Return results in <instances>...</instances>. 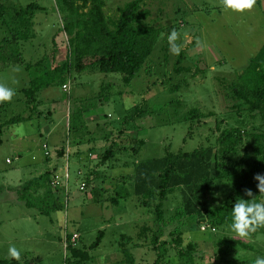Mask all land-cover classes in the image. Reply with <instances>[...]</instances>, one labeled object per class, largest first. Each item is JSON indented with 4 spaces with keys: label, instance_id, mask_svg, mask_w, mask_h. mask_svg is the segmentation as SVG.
Returning a JSON list of instances; mask_svg holds the SVG:
<instances>
[{
    "label": "rangeland",
    "instance_id": "374dc122",
    "mask_svg": "<svg viewBox=\"0 0 264 264\" xmlns=\"http://www.w3.org/2000/svg\"><path fill=\"white\" fill-rule=\"evenodd\" d=\"M104 1L106 15L117 18L118 8L131 0ZM30 2H38L45 8L34 18L36 38L22 43V63L0 62V82L15 89L11 101L0 103V127L4 129L0 134V260L11 259L7 249L15 244L22 252L19 264H67L69 251L64 242L67 233L78 235L77 241H72L76 246L88 248L104 231L101 244L91 251L89 264H127L123 254L126 248L135 255L136 264H154L157 259L152 244L154 233H161L162 240L172 241L171 232L176 228L183 231L182 246L193 242L196 250L192 259L182 258L169 246L163 258L166 260L160 264H254L257 256H264V230L240 237L231 231L230 224L213 229L211 223L198 215L182 222H168L184 204L181 189L163 201L166 225L154 211L158 198L153 199L150 208L142 207L134 195L133 180L127 182L126 188L131 192L127 200L119 206L111 201L115 189H120L116 186L119 181L115 180L134 176L140 162L164 157L168 152H191L207 144L215 148L216 138L227 127L245 130L238 153L229 156L227 163L245 165L246 154L254 157L255 138L250 132L264 133L262 120L244 108L234 110L236 101L228 96L222 84L228 85L242 73L262 48L264 3L256 0L251 10L238 13L224 9L222 0H147L142 7L151 11L148 22L158 27L161 35L144 69L130 85L118 73H75L68 80L70 90L53 85L38 93V98L47 102L40 106L43 114L36 111L30 120L8 123L15 116L31 113L23 89L43 71L62 64L69 54L68 35L62 29V14L56 0H0L10 7L5 12L8 20L13 8ZM173 27L180 34L177 43H183L179 55L170 51L167 40ZM7 35L8 29L0 19V42ZM177 67L182 68L181 72L176 71ZM101 91L104 94L100 96ZM53 100L57 105L51 104ZM139 103H146L148 109L156 112L136 122L140 135L135 138L134 124H125L123 119ZM50 107L55 109L48 117ZM77 107L88 108L92 117L87 128L70 132V113ZM195 108L208 116L187 121L186 115ZM109 136L110 142L120 140L125 148L109 161L99 163L100 146L106 144L103 137ZM80 137L85 159L58 161V174L68 190V195L63 192L59 208L47 215L27 207L17 197L19 187L49 166H55L57 150L66 144L74 146L73 142ZM138 139L145 142L135 153L131 147H137ZM91 148L95 150L93 157L88 153ZM47 152L52 162L46 161ZM89 158L95 165H89ZM90 166H96L99 176L82 190ZM212 173L216 175L215 168ZM253 194L261 195L259 190ZM208 198L213 208L232 198L251 197L246 190L241 195L235 194L228 180L214 178ZM233 237L249 247L237 245L233 250H219L220 240Z\"/></svg>",
    "mask_w": 264,
    "mask_h": 264
},
{
    "label": "trees",
    "instance_id": "16d2710c",
    "mask_svg": "<svg viewBox=\"0 0 264 264\" xmlns=\"http://www.w3.org/2000/svg\"><path fill=\"white\" fill-rule=\"evenodd\" d=\"M145 1L147 0L127 2L118 8L117 18H112L105 13L104 0H56L62 14V29L68 35V57L62 64L51 66L43 71L31 81L28 88L23 89L31 113L28 116H15L8 123L30 120L36 111L40 115L43 114L39 109L44 102L38 98V93L53 85L63 87L75 73L89 71L118 73L122 75L124 83L130 85L132 79L144 69L161 35V30L148 22L151 11L142 7ZM9 9V6L0 3V19L10 34L0 42V62L20 64L23 61L21 45L23 42L36 38L34 18L38 11L45 10V8L38 2H30L26 6L13 8L12 12H9L10 19L8 20L5 12ZM181 70V67L176 68L177 72ZM222 85L226 87L228 96L236 101L232 106L234 110L244 108L252 116L260 117L264 126V44L242 73L238 74L228 85ZM108 86L111 87L110 89L113 88L110 84ZM103 94L101 91L100 96ZM146 106V103L134 105L123 119L125 124H134L137 131L135 138L140 135L136 122L156 112ZM87 111H89L88 108L77 107L74 112L70 113V132L87 128L85 120ZM51 114L49 110L48 115ZM207 116L206 113L195 108L190 110L185 119L192 121ZM3 131L4 129L0 127V134ZM244 133L245 130L240 127H227L216 138L218 145L215 148L207 144L191 152H168L164 157L140 162L136 166L134 176H122L115 180L119 181L116 186H120V189H115L112 204L119 206L122 199L127 200L131 196L126 186L128 181L133 180L134 195L137 196L142 207L150 208L153 199L158 198L159 203L154 211L157 219L164 225L168 223L165 219L163 201L177 189L182 191L184 204L176 209L168 222H182L186 218L198 215L203 221L211 223L214 229L218 225L231 224L232 207L236 199L226 200L222 205L210 208L208 194L214 178L228 180L235 194L241 195L247 189L255 193L259 190L255 177L264 168V143L261 140L264 139V133L250 132L255 138L253 144L255 154L254 157L247 154L244 156L247 158L244 161L245 165L227 163L229 156L238 153L244 140ZM144 142L138 139L137 147H131L132 150L138 153ZM123 148H125L124 145L113 139L111 145L101 155L100 163L109 161ZM65 152L66 147L64 146L58 154L62 157ZM213 160L215 165L212 164ZM213 168L216 170L215 176L212 173ZM57 170L56 167L47 169L40 175L27 180L17 190V197L24 201L27 207L35 208L42 214L50 215L56 211L59 208L58 202L63 197L62 188L53 185L54 180L59 176ZM98 176L95 170L89 172L83 182L85 183L83 190L90 186ZM62 184L65 183L62 181ZM257 230H264V226ZM74 234L67 233V238L64 239L66 249L69 251L67 264H89L92 260L91 251L101 244L104 231H100L97 240L88 248L76 246V243L72 242ZM171 235H173V240L166 241L161 239V233H154L152 244L157 256L154 264H160L162 260H166L163 258L167 256L169 246H173L180 257L188 256L192 259L191 255L196 250V243L189 242L182 246L183 231L177 228L171 232ZM237 245L244 248L249 247L240 239L233 237L220 240L219 250L223 251L227 248L233 250ZM123 254L127 264H136L135 255L129 249H123ZM0 264H19V261L0 260Z\"/></svg>",
    "mask_w": 264,
    "mask_h": 264
},
{
    "label": "clouds",
    "instance_id": "9594fccd",
    "mask_svg": "<svg viewBox=\"0 0 264 264\" xmlns=\"http://www.w3.org/2000/svg\"><path fill=\"white\" fill-rule=\"evenodd\" d=\"M256 4V0H222V7L238 13L251 10ZM180 38L176 28H172L167 34L170 51L179 55L183 43H177ZM18 71V69H17ZM15 95V89L6 83L0 82V103L11 101ZM258 181L257 187L260 192L259 197H255L251 189L246 190V195L252 197L250 200L238 198L232 207L230 229L240 237H248L257 228L264 226V173H258L255 177ZM22 255L21 250L10 244L7 249V256L17 261ZM254 264H264V256H257Z\"/></svg>",
    "mask_w": 264,
    "mask_h": 264
},
{
    "label": "crops",
    "instance_id": "0c3cea01",
    "mask_svg": "<svg viewBox=\"0 0 264 264\" xmlns=\"http://www.w3.org/2000/svg\"><path fill=\"white\" fill-rule=\"evenodd\" d=\"M259 3L260 4H263L264 3V0H259ZM64 88V87H63ZM70 88H71V86H70ZM56 100H53V103L51 102V104H53V105H57V104H54V103H56L55 102ZM44 102V101H43ZM44 103H46L47 104V102L45 101ZM50 103V102H49ZM71 104V103H70ZM43 105V104H42ZM72 106H76L75 104H72ZM53 109H55V108H53ZM53 109L50 107V110H51V112L53 113ZM72 109V107L70 106V110ZM73 109H76V108H73ZM49 116H51V115H48V117ZM92 116L90 115V114H88V113H86V115H85V120H86V122H87V124H89V119L91 118ZM127 133V132H126ZM125 133V134H126ZM107 135V134H106ZM105 135V136H106ZM83 137H80V139H76L73 143H74V146H72V143L71 144H66V145H62L58 150H57V153H56V158H55V166H53V167H48V168H46V170L47 169H53V168H57V169H59V164H58V161H60V159H63V158H67V159H71V158H76L78 161H81V160H84L85 159V156H86V153H85V151L82 149V145H83V139H82ZM104 138V140H105V142H106V144H104V145H102V146H100V148H101V151H100V157H101V155H103V153L107 150H103L104 149V147L105 146H107V144L109 145V143H110V145H111V143L112 142H110L111 141V138H110V136L108 137V139L107 138H105V137H103ZM102 138V139H103ZM116 140V139H115ZM90 141V140H89ZM107 141H109V142H107ZM118 143H120V140H118L117 141ZM109 145V146H110ZM45 146L48 148V146L47 145H44V148H45ZM66 147V152H65V155H63L62 157H60L59 156V150L62 148V147ZM46 149V148H45ZM88 153H89V156H91V157H93L94 156V154H95V150H94V148H91L89 151H88ZM100 160H99V163L101 162V158H99ZM46 161L47 162H52V156L49 154V156H47L46 155ZM87 161H88V163H89V165H95V163H94V161H91V158H89V159H87ZM91 168L89 169L90 170V172H92V171H96V166H94L93 168H92V166H90ZM45 170V171H46ZM58 171V170H57ZM58 173V172H57ZM40 175V174H39ZM38 176V175H37ZM34 177V176H33ZM123 201H125V200H121L120 201V205H121V203L123 202ZM126 211H127V209H126Z\"/></svg>",
    "mask_w": 264,
    "mask_h": 264
},
{
    "label": "built area",
    "instance_id": "2783aa9c",
    "mask_svg": "<svg viewBox=\"0 0 264 264\" xmlns=\"http://www.w3.org/2000/svg\"><path fill=\"white\" fill-rule=\"evenodd\" d=\"M63 87H64L65 90H70V84H69V83L65 84ZM45 148H47V147L45 146ZM46 154L48 155L49 153L47 152ZM68 176H69V175H68V173H67V174H66V179H68ZM62 181H63V179H61L60 176H58V177L54 180L53 185H54V186H60V187L62 188L63 192L68 193V190H67V184H64V185H63V184H62ZM84 188H85V183H83L82 186H81V189H82V190H83ZM202 228H203V230L206 229L205 226H203ZM213 229H214V228H213ZM76 238H78V235H77V234H74L73 237H72V241L77 240Z\"/></svg>",
    "mask_w": 264,
    "mask_h": 264
}]
</instances>
